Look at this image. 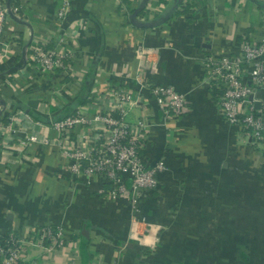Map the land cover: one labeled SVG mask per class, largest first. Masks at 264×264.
Listing matches in <instances>:
<instances>
[{
	"label": "crops",
	"instance_id": "1",
	"mask_svg": "<svg viewBox=\"0 0 264 264\" xmlns=\"http://www.w3.org/2000/svg\"><path fill=\"white\" fill-rule=\"evenodd\" d=\"M64 1L69 11L59 18ZM5 26L0 236L52 228L65 242L29 245L20 264H264V140L255 145L224 120L203 68L205 57L236 54L244 38L264 36V0H25ZM36 45L71 50L68 70L37 73ZM139 79L172 86L187 111L165 114ZM119 84L132 97L125 122L148 126L141 157L165 165L139 203L138 231L158 240L154 249L128 237L130 201L113 197L104 176L70 172L51 127L77 110L88 118L113 110L101 95ZM257 99L264 116V88ZM86 130L76 125L70 145ZM26 137L35 142L24 145Z\"/></svg>",
	"mask_w": 264,
	"mask_h": 264
},
{
	"label": "built area",
	"instance_id": "2",
	"mask_svg": "<svg viewBox=\"0 0 264 264\" xmlns=\"http://www.w3.org/2000/svg\"><path fill=\"white\" fill-rule=\"evenodd\" d=\"M18 2L22 6L25 0ZM19 6H6L0 1V43L8 16L16 15ZM68 11V2L64 1L58 10V17H65ZM32 51L34 68L39 74L52 75L58 70H68L74 57L69 49L57 52L36 45ZM203 68L212 91L216 93V103L224 120L248 134L253 144L261 143L264 140V116L262 109H256L254 104L258 103L259 90L264 88V36L258 40L244 38L236 54L205 57ZM137 86L144 90L148 88L165 114L187 111L185 96L172 86H149L142 79L137 80ZM101 96L113 99V110L98 112L90 118L77 110L51 122L52 130L59 134L57 145L70 161L72 174L83 176L88 181L93 176H104L111 186L113 197H124L130 201L132 219L128 237L141 247L154 249L158 240L149 233L138 231V224L142 222L139 203L146 193L157 189V176L165 169L164 162L149 165L141 157L140 151L148 138V126L143 121L135 125L125 122L124 109L132 98L131 91L119 84L109 86ZM97 123L103 127L95 129ZM79 124L85 125L87 130L82 143L72 146V131ZM34 142V138L26 137L24 145ZM84 144L86 147H83ZM34 244H49V248L59 249L65 242L61 231L52 228L28 239L15 234L0 236V264H20L26 247Z\"/></svg>",
	"mask_w": 264,
	"mask_h": 264
},
{
	"label": "water",
	"instance_id": "3",
	"mask_svg": "<svg viewBox=\"0 0 264 264\" xmlns=\"http://www.w3.org/2000/svg\"><path fill=\"white\" fill-rule=\"evenodd\" d=\"M257 105V104H256Z\"/></svg>",
	"mask_w": 264,
	"mask_h": 264
}]
</instances>
